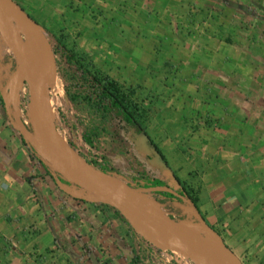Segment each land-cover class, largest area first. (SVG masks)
I'll return each mask as SVG.
<instances>
[{
  "label": "crops",
  "instance_id": "obj_1",
  "mask_svg": "<svg viewBox=\"0 0 264 264\" xmlns=\"http://www.w3.org/2000/svg\"><path fill=\"white\" fill-rule=\"evenodd\" d=\"M153 1L165 7L172 37L187 38L183 95L197 103L199 122L182 129L192 153L184 182L234 253L264 264V0ZM30 136L0 95V264H153L155 249L115 209L56 184ZM156 159L168 180L176 175ZM251 182L257 193L247 191Z\"/></svg>",
  "mask_w": 264,
  "mask_h": 264
},
{
  "label": "rangeland",
  "instance_id": "obj_2",
  "mask_svg": "<svg viewBox=\"0 0 264 264\" xmlns=\"http://www.w3.org/2000/svg\"><path fill=\"white\" fill-rule=\"evenodd\" d=\"M16 1L40 22L39 28L46 35L56 55L57 76L54 75L55 62L51 55L52 79L49 83L47 99L53 110L54 127L66 142L68 141L70 148L78 156L83 155L87 160L101 162L102 157H107L117 171L129 178H140L142 175L147 178L168 180V170L156 158H148L149 153L143 138L133 132L123 131L115 137L103 134L99 139L93 138L94 148L84 141L85 133L94 126V123L85 113L76 109L67 98L63 74L68 72L71 66L59 49L60 45L54 38V34L59 38H67L70 48L86 53L98 67L118 77L126 88L134 87L137 90L139 102L147 111L150 135L161 148L176 176L182 181L191 178L187 175L191 163L192 153L189 150L191 146L188 135L185 138L186 141L184 140L182 129H197L195 121L199 122L198 115H194L193 110L190 109L197 103H189L183 95L185 88L183 80L190 78L192 72L183 70L182 62L188 61L189 57L183 53V43L187 38L180 33L172 37V31L168 29L172 27L166 18L165 7H153L152 0ZM155 8L157 9L154 10ZM250 23L245 21L243 26L248 28L252 25ZM208 26L206 23L203 28H200V32L206 33ZM6 30V33H3L0 29V59L3 60L8 55L17 58V50H20L22 60H25L26 44L11 18L9 30L7 28ZM173 31L176 32L175 28ZM192 32L194 35L197 34L194 30ZM41 42L46 45L45 42ZM35 43H37L36 40ZM15 86H18V92L14 98ZM9 88L8 99L16 109L19 127L31 133L33 124L30 116V94L21 71L12 76ZM186 131L189 133V130ZM130 157L133 158L132 162ZM85 165L100 176L114 179L125 185L122 180L89 167L86 163ZM260 188L261 186L257 183L251 182L248 184L247 191L257 193ZM167 191L169 190L151 188L134 192L147 196L159 211L178 218L172 209H168L163 204L166 197L161 193ZM169 192L172 193V191ZM144 218L147 219L145 216ZM178 220L183 224H193L199 229H204L193 223L190 218L186 220L178 218ZM217 232L222 234L221 237L225 243L223 233ZM209 234H206L207 238ZM225 245L234 252L228 243ZM152 248L156 251L153 264H195L178 250H159L156 245H152ZM241 262L246 264L242 260Z\"/></svg>",
  "mask_w": 264,
  "mask_h": 264
},
{
  "label": "trees",
  "instance_id": "obj_3",
  "mask_svg": "<svg viewBox=\"0 0 264 264\" xmlns=\"http://www.w3.org/2000/svg\"><path fill=\"white\" fill-rule=\"evenodd\" d=\"M18 4L26 11L33 22L38 27H41L37 18L31 16L19 2ZM54 38L71 66V69L63 74V78L66 81L65 91L67 98L76 109L85 113L94 123V126L85 133L84 141L94 148L95 142L93 138L99 139L103 134L115 137L116 134L123 131L133 132V134L143 138L149 153L148 158H159L170 169L171 167L164 153L150 135L147 126V111L142 108L139 102L137 90L134 87L126 88L118 77L112 76L103 68L98 67L86 53L70 48L67 38H59L55 34ZM19 69L20 66L17 59L12 55L6 56L3 60L0 59V95L3 100L8 99L10 80ZM31 133L34 135L33 128H31ZM27 146L33 155L41 158L46 163L55 175L56 184L62 190H67V187H75L78 190H82L57 172L35 149L32 142H27ZM79 156L96 170L122 180L129 190L155 188L172 191V193L169 191L161 193L166 197V201L163 204L168 209H172V212L177 214L179 219L186 220L190 218L193 223L209 229L216 238L222 240L220 233L206 221L202 214L199 207L198 193L175 174H172L169 180H162L156 177L147 178L142 177V175H140V178H129L117 171L107 157H102V161L98 162L87 160L83 155ZM130 160L132 162L133 158L130 157ZM171 183H173V187H171ZM81 198L94 205H102L104 203L109 205L115 209L126 225L136 231L128 218L104 198L87 192ZM178 218L176 219L178 220ZM141 236L146 239L143 235ZM209 239L213 243L219 244L210 234ZM149 243L154 245L151 242ZM226 247L229 248L228 246ZM220 248L222 251L227 252L222 245H220ZM158 249L164 250L162 247H158Z\"/></svg>",
  "mask_w": 264,
  "mask_h": 264
},
{
  "label": "water",
  "instance_id": "obj_4",
  "mask_svg": "<svg viewBox=\"0 0 264 264\" xmlns=\"http://www.w3.org/2000/svg\"><path fill=\"white\" fill-rule=\"evenodd\" d=\"M0 10L2 13V22L9 30L10 18L14 21L18 31L24 38L26 44V59L22 60L20 55V50H17V62L20 66L19 71H21L25 83L29 88L30 94V110L34 112L38 117V122L36 123L32 119V128L34 135L30 136L29 141L32 142L35 149L54 167V169L59 172L67 180L71 181L73 184L78 186L81 192H85L100 196L110 202L116 209L120 210L123 215L127 217L128 213L135 214L141 213L145 216L152 217L160 221L165 227L172 231L179 242L182 244L178 247H164L161 246L148 237H146L135 225L132 223L134 229L143 235L146 240L153 243L157 247H162L163 249L178 250L184 254L187 258L192 260L195 264H243L241 260L236 256L234 252L226 247L223 240L216 238L209 229L204 228L207 233H210L214 239L222 245V247L228 252L229 256L217 257V258H207L202 256L199 252L197 246L192 241L188 230L185 225L172 217L170 214L163 213L155 208L143 205L140 202L131 199L116 190L98 183L93 178L86 177L84 173L78 171L72 167L67 160L60 156L50 138V128L52 126V118L50 115V106L46 100L44 94L38 90V85L34 79V66L33 58L35 52V40L36 35L42 36L44 39L48 50L55 62L54 75L57 76V63L56 55L53 52L49 41L43 31L33 22V20L28 16L26 11L20 7L16 0H0ZM10 32V31H9ZM9 35V33H8ZM13 46V45H12ZM85 161V160H84ZM85 163L90 166L86 161ZM94 168V167H93ZM95 169V168H94ZM77 189V188H76ZM128 218V217H127ZM202 227V226H201Z\"/></svg>",
  "mask_w": 264,
  "mask_h": 264
},
{
  "label": "bare ground",
  "instance_id": "obj_5",
  "mask_svg": "<svg viewBox=\"0 0 264 264\" xmlns=\"http://www.w3.org/2000/svg\"><path fill=\"white\" fill-rule=\"evenodd\" d=\"M0 15H1L0 29L2 30L3 33H6L7 30L4 27L3 22L1 20L2 19L1 10H0ZM34 39L37 42L35 43L34 63H33L34 79L38 85V90L42 94L45 95L46 100L48 102L47 95L49 94V83L52 79V76H51L52 57L46 45L41 42V41L45 42L42 36L36 35ZM17 92H18V86H15L13 90V97L17 94ZM48 104L50 106V115L52 118V126L49 131L50 138L53 142V145L57 153L60 156L64 157L72 167L84 173L86 177L93 178L98 183L108 186L116 190L117 192L121 193L122 195H125L131 199H134L143 205L149 206L151 208H155L151 200L147 196L140 194V193H136L131 190H128L125 187V185L120 183L119 181H116L114 179H110L104 176H100L99 174H97L96 172L88 168L85 165L82 158H80L78 154H76V152L70 148V146L67 143L68 141L66 142L65 138L56 131L54 124H53V113H52L53 110L51 109V105L49 102ZM30 116L32 117V119H34L36 123L38 122V117L34 112H31ZM140 214L128 213L127 215L130 221L135 225V227L138 228L146 237H148L152 241L164 247H168V246L178 247L182 245L177 239L176 235L172 231H170L167 227H165L160 221L152 217H148L143 214L141 215ZM144 216L147 219H145ZM184 225H185V228L188 230L192 241L197 246L202 256L207 257V258H217V257H223V253H224V256H229L228 252H224L221 250L220 243L215 244L209 238H207V235H206L207 233L205 230L199 229L193 224H184ZM206 255H209V256H206Z\"/></svg>",
  "mask_w": 264,
  "mask_h": 264
}]
</instances>
